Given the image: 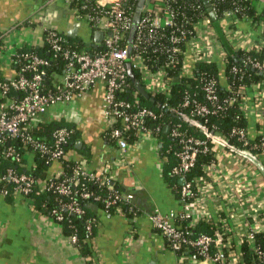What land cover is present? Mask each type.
<instances>
[{
    "label": "built area",
    "instance_id": "2783aa9c",
    "mask_svg": "<svg viewBox=\"0 0 264 264\" xmlns=\"http://www.w3.org/2000/svg\"><path fill=\"white\" fill-rule=\"evenodd\" d=\"M53 1L56 0H49V2ZM139 1L64 0L78 20L77 23H85L92 29V32L102 30L104 37L96 47L99 50L90 52L72 47L63 35L64 33L54 28H47L44 31V43L49 46L54 56L62 57L65 62V69L62 73H59L61 74L60 77L57 80L52 77L51 87H47L45 84L46 67L50 62L45 55L33 50H21L22 48L11 54L9 65L12 73L7 76H0V144L6 145L4 149L6 158L14 160L21 166L25 162V152L29 151L34 155L36 153L41 154L45 158V162L50 165L56 161H62L66 155L67 145L75 133V128L57 124L50 134L44 138L35 137L32 134V129L41 122V116L50 107L60 103H68L72 99L82 96L98 81L105 83L102 112L108 124V134L114 140L122 155L127 153L131 145L126 135L127 132L130 131L136 135L135 141L143 137L158 135L157 131L160 127H157L155 131L145 125L146 118H157L158 114L152 108L141 105L138 95L140 91L129 87L127 63L131 64L133 71L137 70L139 72L140 79L137 80L149 94L162 92L168 95L175 79L168 76L167 67L172 64L178 54H182L184 57L181 68L183 75H191L194 68V65L192 69L187 68L185 62L187 52L191 53L195 64L215 61L218 58H223L224 61L226 51L210 16L211 11L215 13L216 21L233 24L237 20H245L260 33L261 40L258 46L254 48L243 44L236 37L235 39H229V43L231 42L230 44L234 49H254L260 52L264 45L262 36L264 23L262 21H253L246 14H242L240 17L236 10H226L218 19L215 7V1L217 0H213L214 2L208 0L209 15H202L194 23L189 37L184 39L182 47H185V49L179 46L178 43L189 31L184 28V24H188L189 19H184L181 23L176 20L177 12L170 4L171 0H146V3L141 7V15L136 31L132 35L131 31L135 24L134 17ZM91 2L94 3L93 8L90 5ZM259 3L261 7L264 6V0H259ZM82 9H90L91 11H87L82 15ZM148 26H150V30L146 31ZM12 27L14 29V26ZM162 27L173 28L169 37L172 46L167 50L166 64L158 69H153L147 64L140 50L137 53H132L131 49H137L143 45L147 32H149L150 38H156L155 34ZM3 37V34L0 33V69L5 54ZM126 37L128 41L124 42ZM92 40L93 38H91ZM246 63L264 72V58L259 60L256 57L248 56ZM55 74L53 73L52 76ZM216 85L215 78H208L203 83L202 89L206 99L212 105L209 103L196 104L191 110L193 117L190 120L193 124L198 122V119L194 116L215 114L224 108L225 103H233L237 100L238 94L221 102L216 94ZM245 90L243 88L239 90L241 92L239 94L243 96V101L239 104L242 112L241 115L236 117L238 120L241 117L245 118L247 114ZM125 92H129L132 99ZM189 103L190 97L186 95L182 106H189ZM54 119L58 120L59 118L54 117ZM201 132L204 134H194L185 129L181 122H175L174 126L169 128V134L173 139V145L169 151H171L174 160L171 166V174L177 178H185V183L181 184L179 190L180 196L185 199L180 201L181 206L179 209H171L167 213L155 209L148 214L149 220L153 227L165 237L169 247L180 257L189 252L191 255H199L200 261L208 260L212 264H242L245 261L242 243L247 241L254 254V260L251 264H264V247L255 243L256 234L264 233V222L262 221L264 218H261L257 213V217L250 221V213H244L242 209H237L236 212V204L242 205L241 202L229 206L231 216L237 219L243 217L249 221L246 222V220L242 221L241 219L238 223H235V228H231L230 224L225 222L226 224L223 226L227 233L217 230L216 236L204 232L193 234L199 223L209 220L211 212L207 208L206 200H213L214 194L210 190V185L206 183L205 177L195 179L194 183L187 178L188 172L195 167L198 156L200 154H210L213 158L205 166L206 175L208 174L211 181L219 186L228 184L229 187H227L232 190L234 196L238 197L243 188H246L245 180L241 185L238 178H230L229 174L233 172V169L227 167V162L222 160V156L235 161L251 162L254 160L256 162L251 150L254 147L263 150L264 137L261 136L259 144L252 143L246 127H234L231 130V135H234L240 143V147H238L233 143H229L225 136H217L213 130L202 128ZM15 140L23 144L25 150L20 151L14 147L11 141ZM62 174L63 170L61 168L50 175L45 181V186L51 187L60 195L67 197L68 201L61 202L60 206L72 214L82 215L85 212L79 198L86 200L91 198L100 199L99 194L83 188L84 184L80 179L82 176L106 187L109 192L104 199L106 208H114L116 212L121 213H123L120 207L121 203H128L131 206L130 208H135L132 205L133 193L119 191L114 186V176L108 173V170L98 174L89 170L84 162H76L69 178L60 180ZM4 182L12 186L14 193L27 196L35 185V178L28 172L7 168L0 175V193L8 195L9 188L1 185ZM79 186H82L81 190L78 188ZM259 208L258 205V210L264 209ZM223 210L221 205H218V213H222ZM133 213L136 214L137 211ZM50 216L57 222L62 223L64 221V215L56 208L52 209ZM242 222H245V229L243 232L236 234L234 231H236L237 226H243ZM92 228L93 225L88 224L87 229L92 231ZM224 236H226L224 246H227V253L212 252L213 244L216 242V244L221 245ZM235 237L238 239L235 240ZM69 238L71 242L77 244L76 234L69 236Z\"/></svg>",
    "mask_w": 264,
    "mask_h": 264
},
{
    "label": "crops",
    "instance_id": "0c3cea01",
    "mask_svg": "<svg viewBox=\"0 0 264 264\" xmlns=\"http://www.w3.org/2000/svg\"><path fill=\"white\" fill-rule=\"evenodd\" d=\"M77 22L64 0H0V33L4 36L5 50L0 76L12 73L10 56L17 49L44 45L47 28L57 29L69 36L67 33ZM224 23L218 21L215 26L217 34L222 32L225 40L229 42L236 37L249 47L258 46L260 33L248 22L237 20L233 24ZM82 25L74 36H69L74 41L88 40L80 36ZM185 58L187 68L192 69L195 66L193 56L187 52ZM222 59L218 58L221 66L219 79L226 87ZM59 73L53 76L54 80L60 77ZM104 91L105 83L98 81L82 96L50 107L41 116L42 122L75 128L64 159L51 164L47 176L59 171L63 161L84 162L95 173L108 170L124 192L133 193L132 205L136 214L109 212L98 205L91 206V214L96 217L94 236L91 238L92 264H212L208 260L200 261L189 252L180 257L148 217L155 209L167 213L181 206L178 198L180 188H177V184H182L181 178L171 174L173 162L168 156L173 145L169 130L165 132L167 138L152 135L131 142L127 153L122 155L118 146L106 137L108 124L102 112ZM245 96L248 136L251 140L264 137V80L247 88ZM251 151L257 163L222 156L227 167L233 169L230 178H238L241 185L245 180L246 188L238 197L234 196L228 184L219 186L211 181L208 174L205 177L214 194L213 200H206L211 212L209 221L219 224L222 233H227L223 226L226 223L235 228V223L241 219L249 221L243 217L232 218L231 204L241 202L242 205L236 204V212L242 209L244 213H250V221L257 217V213L264 218V209H261L264 208V149L254 147ZM8 164L9 161L5 167ZM34 164L35 155L26 151L25 162L20 167L28 170ZM45 181L38 186L41 194L36 197L38 202L32 196H21L12 190L8 195L0 193V264H88L90 257L83 256L79 247L71 242L64 225L39 208ZM218 205L224 209L222 213H218ZM258 205L261 210H258ZM242 223L243 226H237L234 231L236 234L244 231L245 222Z\"/></svg>",
    "mask_w": 264,
    "mask_h": 264
},
{
    "label": "trees",
    "instance_id": "16d2710c",
    "mask_svg": "<svg viewBox=\"0 0 264 264\" xmlns=\"http://www.w3.org/2000/svg\"><path fill=\"white\" fill-rule=\"evenodd\" d=\"M208 0H171L170 4L173 6L177 12L176 20L179 23L183 22L184 19H189L188 24H184V28L189 30L184 38L178 43L179 46H183L184 39L188 38L190 35V31L193 30L194 23L197 21L199 17L202 15H209V6L206 2ZM213 1V0H212ZM209 2V1H208ZM214 2V1H213ZM91 7L93 8L94 3L91 2ZM90 7V9H91ZM136 7V6H135ZM215 7L217 9L218 19L221 17L222 13L226 10H236L238 15L241 17L242 14H246L252 18L253 21H262L264 23V6L261 7L259 0H217L215 1ZM81 10V14L87 13V11L91 10ZM94 10V9H92ZM93 12V11H92ZM214 25L217 26V21H213ZM215 26V27H216ZM173 28L171 27H162L155 34L156 38H150L149 32L145 35V42L141 47L137 49L132 48V53H137L139 50L143 53L146 62L153 69H158L160 66L166 64L167 60V50L170 49L172 43L169 39L171 35V31ZM150 30V26L146 27V31ZM177 33V32H176ZM179 34V33H177ZM176 34V35H177ZM219 38L223 44V47L226 51V56L224 61L222 62V67L224 68V72L227 78V86H223L220 83V62L218 60L211 62H198L195 64L193 68V72L191 75H183L181 73V68L184 62V57L182 54H178L176 58L173 60L172 64L167 67V74L170 77L175 79V83L171 85L170 93L164 94L160 93H150V97H145L140 92L139 102L141 105L152 108L157 114V118H146L145 125L153 128L154 130L157 127L160 129L157 131L159 136L168 137L164 131L166 126L173 127L175 122H181L183 127L188 131L203 135L201 132L202 128H206V130H213L217 136H225L229 143H233L234 145L240 147V143L236 140L234 135H231V130L234 127H246V119L241 117L239 120L236 119L238 115H241V108L239 104L243 101V96L239 90L241 88L250 89L253 85L259 83L264 80V76L261 74V71L253 68L251 65L246 63V59L248 56L256 57L259 60L264 58V45L261 51H255L254 49H234V47L224 38L222 32H218ZM67 39L68 43L71 44L72 47L77 48L78 50H88L90 52H96L99 48L96 47H87L86 42L78 39V41H74L72 38L63 34ZM130 36V35H129ZM264 40V32L262 34ZM127 37L124 42H127ZM185 49V47H182ZM21 50H33L40 54L45 55L49 60V64L46 67L47 76L45 79V84L47 87L52 86V74L54 72H63L65 69V62L60 56H54V53L50 50L47 44L42 46H23ZM236 68V70H234ZM134 76L136 79H140V74L137 70H134ZM208 78H215L216 85V94L219 96V100L224 102L225 99H229L236 94H238L237 100L233 103H225L224 108L217 113L207 114L205 116H194L198 119L197 123L191 122V110L199 103H212L208 102L206 99L205 93L202 89L203 83L207 81ZM129 87L133 90H137L135 85V80L128 75ZM129 98L132 99L129 92H125ZM190 97L189 106H182L185 97ZM57 124L54 123H46L39 122L32 129V134L37 138L47 137L53 127ZM156 131V130H155ZM108 132V130H107ZM127 138L130 142L136 140V135L132 132L126 133ZM107 139L114 143V140L110 138L109 134H106ZM261 141V136H259L255 140H251L252 143L259 144ZM173 144V140L170 141ZM11 144L16 147L18 150H25L24 145L19 141H11ZM70 144V141H69ZM67 145V149L69 147ZM6 145L0 144V175H2L7 168H13L17 171H25L30 173L35 178V185L27 196H32L35 198V201L38 202L37 196L41 195L38 191V186L44 180H46L49 176H47V170H49L50 164L45 162V158L39 154H35V164L28 170H24L21 168L17 162L10 158H6L4 154V149ZM258 149V148H257ZM168 156L170 161L174 163L172 158L171 151L168 152ZM212 155L210 154H200L197 159V163L194 168L188 172L187 178L191 181H195L200 177H206L205 166L208 165L212 161ZM9 161V164L5 167V163ZM62 170L63 174L60 177V180L67 179L71 176L73 172V168L75 166V161H63L62 162ZM81 182L84 184L83 188L93 191L96 194L100 195V199H82L79 198L82 207L85 212L82 215L72 214L67 210L61 208V202L68 201L67 197H64L57 193L53 188L45 186L44 193L42 195V200L39 204V208H41L45 213L51 215L52 209H58L64 215V221L62 224L64 225L65 232L68 236L73 234L77 235L78 241L77 246L80 249L81 254L85 257H90L88 260V264H92V248H91V238L94 236V227L91 230L87 229L88 224H92L95 226L96 217L94 214H91V206L98 205L102 209L113 212L114 208L108 209L105 207L104 199L108 195V190L105 186H100L98 182L89 179L88 177L82 176ZM2 186H6L9 190H12V186L7 183H2ZM114 186L119 189V191L124 192L122 187L118 185L117 182L114 183ZM80 190L82 186L78 187ZM177 188H180V184H177ZM179 193V192H178ZM79 197L78 195H75ZM179 200H184L185 198L180 196ZM120 207L123 211L128 214H133L136 211L135 208H130V204L121 203ZM184 224V222H183ZM221 230L219 224H215L213 221H202L198 224L196 230L193 231V234H198L199 232H204L216 236V231ZM226 242V236L223 238V242L221 245L216 244V242L212 246V252H223L227 253V246H224ZM255 243L264 247V233L256 234ZM221 247V248H220ZM242 251L244 256V263L242 264H251L254 260L253 251L250 248V245L247 241L242 243ZM195 253V252H193ZM195 256L199 259L200 256L195 254ZM215 264V263H213Z\"/></svg>",
    "mask_w": 264,
    "mask_h": 264
},
{
    "label": "water",
    "instance_id": "95a60500",
    "mask_svg": "<svg viewBox=\"0 0 264 264\" xmlns=\"http://www.w3.org/2000/svg\"><path fill=\"white\" fill-rule=\"evenodd\" d=\"M208 3V6H209V2L206 1ZM146 3V0H140L139 1V5H138V9H137V12L135 14V17H134V26L132 28V31H131V34L134 35L135 31H136V26H137V23L140 19V15H141V7ZM210 8V6H209ZM210 16L212 18L213 21H216L217 20V17L215 16V13L214 12H210ZM80 23H76L73 27V29H71L67 34L69 36H74L75 33H77L78 31V28L80 27ZM103 37H104V32L102 30H95L92 32V38L93 40H89V41H86V46L87 47H90V46H94V47H97L103 40ZM127 66H128V73L129 75L131 76V78L133 80H135V85L137 87V89L140 91V93L142 95H144L145 97H150V94L149 92L145 89V87L139 82V80H137L134 76V72H133V69L131 67V64L130 63H127ZM261 74L264 76V72H261ZM170 126H166L164 131L167 133L168 130H169ZM182 184L185 183V178H181L180 179Z\"/></svg>",
    "mask_w": 264,
    "mask_h": 264
},
{
    "label": "rangeland",
    "instance_id": "374dc122",
    "mask_svg": "<svg viewBox=\"0 0 264 264\" xmlns=\"http://www.w3.org/2000/svg\"><path fill=\"white\" fill-rule=\"evenodd\" d=\"M80 33H82L80 35L81 38L88 39V40H83L84 42L91 40L92 29L88 25H86L85 23H83L82 27L80 28Z\"/></svg>",
    "mask_w": 264,
    "mask_h": 264
}]
</instances>
